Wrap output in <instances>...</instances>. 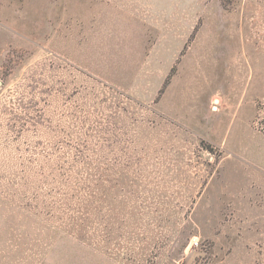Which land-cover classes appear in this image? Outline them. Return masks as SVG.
<instances>
[{
	"label": "rangeland",
	"instance_id": "1",
	"mask_svg": "<svg viewBox=\"0 0 264 264\" xmlns=\"http://www.w3.org/2000/svg\"><path fill=\"white\" fill-rule=\"evenodd\" d=\"M0 264H264V0H0Z\"/></svg>",
	"mask_w": 264,
	"mask_h": 264
}]
</instances>
